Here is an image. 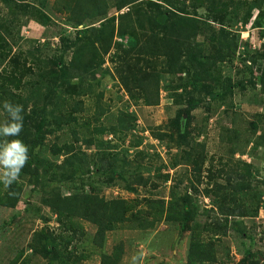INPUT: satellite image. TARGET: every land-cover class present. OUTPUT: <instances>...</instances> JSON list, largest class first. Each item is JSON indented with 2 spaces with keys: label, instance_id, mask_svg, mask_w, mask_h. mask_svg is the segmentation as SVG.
<instances>
[{
  "label": "trees",
  "instance_id": "1",
  "mask_svg": "<svg viewBox=\"0 0 264 264\" xmlns=\"http://www.w3.org/2000/svg\"><path fill=\"white\" fill-rule=\"evenodd\" d=\"M25 1L1 0L8 7L11 17H0V115L6 118L2 108L5 100L23 106V130L18 137L10 139H20L28 147V161L18 182L7 189L0 183V206L16 209L26 188L31 187L30 195L41 194V211L49 209L59 222L68 223L73 228L71 235L66 237L56 236L48 226L35 231L29 244L32 252L46 260L47 264H80L86 257L76 256L74 251H69L78 231H81L73 227L75 220L90 223L97 229L94 242L104 250L108 234L128 222L134 229L143 232L154 231L163 222L179 224L175 218L179 217L180 203L185 205L183 209L187 207L186 216L189 219L193 215L188 207L189 197L178 198L174 195L167 210L162 200L146 198L144 202L148 208L137 210L140 200L108 199L91 183L79 187L77 181H83L81 175L89 174L91 168L88 155L76 148V143L82 141L80 130L83 124L79 115L88 108V101H92L97 118L109 110L108 104L104 103L106 85L103 79L107 77L111 79L110 82L117 83L119 91H123L135 105L159 106L162 93L166 91L169 99L180 108L168 127L170 131L156 129L153 135L161 143H167L169 149H179L178 155L171 159L172 167L191 166V171L201 177L203 165L208 160L206 144L193 145L195 138L189 130L190 118L206 99L217 101L233 96L235 84L231 78H223L222 70L224 63L233 59L242 47L239 45V31L233 27L246 25L252 18V11L262 9L264 0H165L171 4L172 10L157 0H56V10L69 14L65 24L74 29H83L77 31L73 41H69L70 36H62L72 52L69 60L61 55L45 62L31 54L30 61L33 63L29 67L27 58L22 63L21 53H13L9 58L14 47L18 46L20 31L16 22L29 17L39 20L45 28L52 22V16L48 11L49 0H34L32 5L20 4ZM113 10L115 14L110 16ZM243 10L242 19L235 18L233 21L232 15L238 16ZM97 22L99 25L95 26ZM254 26L262 28L258 21ZM107 56L110 57L106 60ZM8 58L14 66H3ZM107 61L113 65L112 69L104 67ZM246 61L257 66L260 72V76L254 77L250 71L251 85L254 88L260 85L264 92V53L250 56ZM36 68L40 71L38 79L28 82L31 89L23 94V77L26 72L35 76ZM240 84L245 89L244 81ZM231 107L228 106L224 114L233 127H223L221 135L223 140L236 146L232 155L235 156L242 151V146L249 144L264 146V130L257 135L259 124L256 122H251L248 129L254 138L241 142V131L234 129L237 113ZM214 110L210 111L211 114L219 108ZM138 118L131 109L120 110L113 125L96 127L90 136L83 138L84 144L94 146L99 152L100 159L94 163L98 174L112 169L110 181L123 176L126 167L133 163L128 158H120L118 153H112L119 148L116 140L125 142L132 135L134 138L130 147L138 149L142 146L143 139L135 138ZM68 126L71 128L72 142L49 144V136H55ZM107 134L116 139H101ZM57 157L64 159L58 163ZM142 158L139 155L134 161L139 169L142 164L138 161ZM104 161H107L105 166L102 165ZM242 164L244 171L232 170L227 183L219 182L212 171L209 173L212 187L207 189V194L221 211L224 227L218 224L191 228L187 221L179 224L182 230L191 232L187 264L215 262L214 237L222 235L225 227L226 230L230 229V220H234V225L238 226L236 230L244 231L243 220L258 215L262 195L252 192V165ZM137 175L140 185L148 184L149 177ZM233 176L238 178L235 182ZM63 186L70 192H63ZM40 188L41 193L38 192ZM12 192L16 195L9 194ZM31 209L28 203L25 212L29 214ZM168 210L169 215L165 220ZM41 218L47 224V217L41 215ZM236 218L242 220L237 221ZM203 232H208L210 238L213 232L212 241L203 240ZM124 251V246L118 245L112 254L103 252L100 264H120ZM22 256L20 252L10 264H17ZM251 256L253 254L248 252L242 264H260V259L249 260Z\"/></svg>",
  "mask_w": 264,
  "mask_h": 264
},
{
  "label": "rangeland",
  "instance_id": "2",
  "mask_svg": "<svg viewBox=\"0 0 264 264\" xmlns=\"http://www.w3.org/2000/svg\"><path fill=\"white\" fill-rule=\"evenodd\" d=\"M157 1L162 3L168 10H172L170 3L165 0ZM33 2L34 0H26L20 4L32 5ZM55 3L56 0H49L48 11L52 16V22L45 28L39 20L30 19L29 17H23L21 21L16 22L17 30L20 31L17 36L18 46L14 47L9 58L16 52V54L21 53L22 63L27 58L28 67L33 63L30 61L31 54H34L39 59H44L45 62L52 57L61 55L66 60L70 59L72 52L68 50L67 41H63L62 36H70L69 41H73L78 33L77 31L82 30L83 27L74 29L73 26L66 25L65 20L69 14L67 12H58L55 8ZM201 13L203 14V10H201ZM244 13L243 10L238 16L232 15V20L234 21L235 18L242 19ZM113 14H115V10L111 11L110 16ZM10 15L8 7L0 0V17H11ZM254 16L257 17L253 18L248 25L233 27L236 31H242L238 34L240 36L239 45L242 47L241 49L239 48L233 59L224 63L222 68L223 78L229 77L235 84L233 96L217 101L206 99L192 113L189 121V130L195 138L193 145L202 142L206 144L205 152L208 160L203 165L201 177L196 176L191 171V166L190 168L187 165L172 167L171 159L178 155L179 149L176 147L169 149L167 143H161L153 135V132L157 131L156 129L168 130L177 110L180 108L175 105L173 100L169 99L167 94H165L166 91L162 93V100L159 106L144 107L143 105H135L129 101L123 91H119L117 83L110 82L111 79L107 77L103 79L106 88L102 87V89L105 90L104 103L108 104L109 110L103 116L97 118L95 117L96 111L92 101H88V108L79 115L80 123L83 124L80 130L82 141L76 143V148L81 153L88 155L87 161L90 163L91 168L89 174L81 175L84 182L78 180L77 185L82 188L85 184L88 186L87 183H91L101 195L108 199L140 200L141 204L137 210L148 208L144 202L146 198L162 200L167 210L174 195H177L178 198L189 197L188 207L193 215L188 219L186 216L187 207L183 209L185 205L180 203L179 212L177 213L179 217L175 218V221L179 220V224L187 221L191 228L218 224L224 227V217L221 211L214 206L212 198L207 194V189L212 187L209 177L210 171L213 172L215 177H218L219 182L227 183L232 170L239 169L244 171L242 163L252 165V192L262 195L259 213L255 218H245L243 220L244 231L236 230L238 226L234 225V220H230V229L226 230L225 227L223 232H221L222 235L214 237L212 232L210 236L211 238L214 237L217 257L215 262L207 264H242L248 252L253 254L249 260L260 259V264H264V146L256 147L253 144L242 146V151L234 156L232 154H234V150L236 151V146H233L230 141L223 140V135H221L223 127H233L231 120L224 114V111L231 105L233 106L231 110L234 108V112L237 113L236 117L233 116L234 129L241 131L242 143L254 138V134L248 132L251 122L259 124V128L256 131L257 135L264 130V92L260 85L254 88L250 83L252 78L250 71L254 73V77L260 76V72L257 66H252L248 61L245 63V60H248L250 56L264 53V3L262 9L253 13ZM254 21L260 22L262 29L254 28ZM98 25L99 23L97 22L95 26ZM109 57L107 56L106 60ZM9 58L7 63L3 65L4 67L14 66V63L9 62ZM104 67L112 69L113 65L107 61ZM39 73L40 71L37 68L34 69L35 76H30L32 73H25L23 77L25 83L22 89L23 94L29 92L31 88L28 86V82L37 80ZM99 75L102 74L100 73ZM241 81H244L245 89L240 86ZM218 108L217 112L211 114V110ZM125 109H131L138 115L139 126L135 138L141 137L143 143L140 148L136 149L135 147H130L131 140L134 138L132 135V137H127L125 142L116 140L119 148L117 151H112V153H118L120 158H128L133 163L131 166L126 167L123 176L117 175L118 177H116L115 181H110L108 179L112 169L98 174L94 163L100 159L99 152L94 146L89 147L84 144L83 138L90 136L96 127L113 125L116 122L118 111ZM262 115L263 119L261 118ZM4 120L3 115H0V123H3ZM101 139L111 141L116 138L107 134ZM72 141L73 138L69 126L55 136H49L48 138L49 144L56 142L63 145ZM126 149H129L128 152H124ZM139 151L140 153H138ZM139 155L143 157L138 161L142 164L141 169L136 167V162H134ZM57 159L58 163H60L64 158L57 157ZM106 162L104 161L102 165L105 166ZM226 163L229 165L226 166ZM137 174H142L145 178L149 177L150 180L147 179L148 184L140 185ZM167 175L169 179L166 180ZM233 179L235 182L238 178L233 176ZM129 188L136 189V191L132 192ZM62 191L65 193L70 192L65 186H63ZM38 192L41 193V188L38 189ZM30 194L31 187H27L16 209H7L0 206V264H10L20 252L23 253V256L17 264H47L46 260L35 255L29 247L33 233L44 226H48L50 231H53L56 236L66 237L71 235L73 228L69 227L68 223H66V226L59 222L57 216L52 214L47 208L41 211V194ZM27 202L29 207L32 208L29 214L25 212L26 206H28ZM41 215L47 217V224L43 222ZM167 215H169V210L164 216L165 220H167ZM236 220L241 221L242 219L236 218ZM179 224L163 222L154 231L143 232L140 229H134L133 225L128 222L125 224L126 226L123 225L117 231L108 234L105 249L102 250L94 242L97 229L90 223L75 220L73 227H78L81 231H78L69 251H74L76 256L84 255L86 257L81 260L80 264H100L103 252L112 254L115 247L123 245L125 251L120 264H140L138 258L140 252L144 253V264H187L191 232L182 230ZM202 237L205 241H212L208 232H203Z\"/></svg>",
  "mask_w": 264,
  "mask_h": 264
},
{
  "label": "clouds",
  "instance_id": "3",
  "mask_svg": "<svg viewBox=\"0 0 264 264\" xmlns=\"http://www.w3.org/2000/svg\"><path fill=\"white\" fill-rule=\"evenodd\" d=\"M247 1L249 2V0ZM255 11L258 12L259 10L254 9L252 11V18L250 21L258 16L257 14V16L253 17ZM250 21L246 25H248ZM246 25L244 24V26ZM2 108L6 118L3 123H0V183L7 189L13 183L19 181L21 172L28 161V147L20 139H10L18 137L23 130V106L5 100ZM9 194L12 196L16 195L14 192ZM138 258L140 264H144L143 252L138 254Z\"/></svg>",
  "mask_w": 264,
  "mask_h": 264
},
{
  "label": "water",
  "instance_id": "4",
  "mask_svg": "<svg viewBox=\"0 0 264 264\" xmlns=\"http://www.w3.org/2000/svg\"><path fill=\"white\" fill-rule=\"evenodd\" d=\"M185 118H186V116H185Z\"/></svg>",
  "mask_w": 264,
  "mask_h": 264
},
{
  "label": "crops",
  "instance_id": "5",
  "mask_svg": "<svg viewBox=\"0 0 264 264\" xmlns=\"http://www.w3.org/2000/svg\"><path fill=\"white\" fill-rule=\"evenodd\" d=\"M248 34V33H247Z\"/></svg>",
  "mask_w": 264,
  "mask_h": 264
}]
</instances>
